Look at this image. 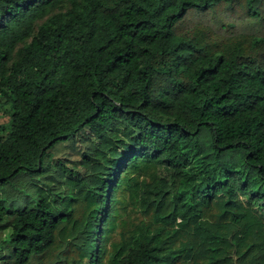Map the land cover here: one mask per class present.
<instances>
[{"label": "trees", "instance_id": "obj_1", "mask_svg": "<svg viewBox=\"0 0 264 264\" xmlns=\"http://www.w3.org/2000/svg\"><path fill=\"white\" fill-rule=\"evenodd\" d=\"M5 108L0 264H264V0H0Z\"/></svg>", "mask_w": 264, "mask_h": 264}, {"label": "rangeland", "instance_id": "obj_2", "mask_svg": "<svg viewBox=\"0 0 264 264\" xmlns=\"http://www.w3.org/2000/svg\"><path fill=\"white\" fill-rule=\"evenodd\" d=\"M10 112L9 110H7L6 108L1 110L0 112V123H3V124H8V122L10 121ZM69 150V148H66L65 146H62V147H59L58 149L55 150L56 152V156L57 157H64L63 155H65V150ZM78 156V153L74 150H69V155L68 157H70L71 160H74L76 159V157ZM71 165H73V162L70 161L69 162Z\"/></svg>", "mask_w": 264, "mask_h": 264}]
</instances>
